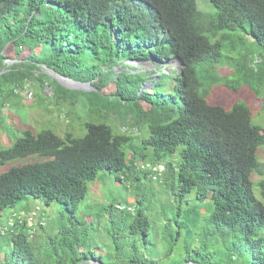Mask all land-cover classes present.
I'll use <instances>...</instances> for the list:
<instances>
[{
    "label": "trees",
    "instance_id": "16d2710c",
    "mask_svg": "<svg viewBox=\"0 0 264 264\" xmlns=\"http://www.w3.org/2000/svg\"><path fill=\"white\" fill-rule=\"evenodd\" d=\"M208 1L216 9L215 15L199 10L197 0H0V123L6 119L3 110L7 103L20 96L15 89L39 79L43 66L76 82L89 83L99 92L116 82L118 91L112 97L126 107L124 128L130 130L129 134H115L110 125L100 123L87 124L86 134L80 138L72 134L60 138L51 130L24 132L12 147L0 150V166L32 154L52 159L0 174V220L7 209L28 197L42 199L47 205L58 202L74 215L87 196L88 183L100 171L138 181L147 174L138 164L148 161L164 165V179L171 181L177 199L182 201L196 190L200 202L206 203L208 198L213 202L208 223L234 236V250L246 258V264L264 263V203L250 181L253 173L264 176V165L257 157L258 148L264 146V131L253 124L252 111L244 104H235L231 110L208 104L197 77L199 66L213 67L222 61L223 43L230 41V51L238 59L228 58L232 61L229 69L239 81L254 84L252 89L261 92L264 0ZM238 34L243 37L237 38ZM210 37L218 39L212 42ZM39 49L49 51L46 62L36 54ZM26 50L29 57L23 59ZM88 52L105 57L110 64L107 70L93 66L73 71L71 60L79 65ZM127 55L145 61L152 58L156 64L181 59L184 67L176 71V92L182 105L173 95L162 100L143 91L146 81L136 70L114 79L110 69ZM7 60L14 63L7 65ZM217 79L216 72L207 76L210 84ZM43 86L55 91L52 83L43 82ZM143 127L149 136L137 145L139 135L133 130ZM125 148L132 151L131 159ZM172 156L177 157L176 162ZM261 187L264 198V180ZM113 209V205L106 208L112 225L127 220L125 215L114 218ZM70 224L71 229L62 230L45 245L29 237L27 225L16 226L7 234L10 259L0 260V264H156L136 250L124 258L126 247L118 242L117 259L105 263L85 247L82 223L72 218ZM148 227L147 218L139 212L131 234L147 241Z\"/></svg>",
    "mask_w": 264,
    "mask_h": 264
},
{
    "label": "rangeland",
    "instance_id": "374dc122",
    "mask_svg": "<svg viewBox=\"0 0 264 264\" xmlns=\"http://www.w3.org/2000/svg\"><path fill=\"white\" fill-rule=\"evenodd\" d=\"M197 5L199 10L206 14H216V9L208 0H197ZM236 37L243 36L238 34ZM210 39L215 42L218 38L210 37ZM223 46L222 61L218 65L212 67L205 64L197 68L201 95L208 104L226 110H231L235 104L248 106L252 111L253 124L264 131V88L256 93L252 89V86L256 87L254 84L249 86L239 81L238 76L229 69L232 61H227L229 57L237 60L238 56L230 51V41L224 42ZM36 54L42 56V62H46L50 53L48 50L39 49L36 50ZM84 56L80 58L79 65L75 59L71 60L74 61L71 64L73 71L77 72L80 68L83 70L93 66L106 71L110 66L103 56L95 57L89 52ZM22 57L28 59L29 51H24ZM13 63L11 60L6 61L7 65ZM58 64L64 65L63 62ZM116 64L110 69L113 71L114 79L122 73L136 70L134 73L139 74L146 81L142 87L143 91L151 92L162 100L169 99V96L173 95L180 102V106L182 105V97L176 92L178 79L176 71L180 67L178 61L165 67L160 66V63L127 55L123 62ZM122 65L127 69H123ZM42 68L39 79L26 83L34 92V99L27 100L22 96H15L3 110L6 119L0 123V150L12 147L26 131L39 133L43 130H51L60 138H65L67 134L80 138L86 134L87 124L102 123L110 125L115 134L125 133L123 129L127 123L126 107L121 105L119 99L112 97L118 91L116 82H111L101 92L89 83L86 90H73L61 86L50 76V71L46 67L42 66ZM214 72L218 79L214 84H210L207 76ZM158 76L160 79L156 80ZM43 82L46 85L52 83L55 91L47 86L44 87ZM58 84L61 87H58ZM142 105L144 109H148L147 105L144 103ZM180 106L176 107L174 117L178 115ZM136 135H139L138 145L140 139L149 136V130L143 127ZM125 151L131 159L132 151L128 148H125ZM257 157L264 165V146L258 148ZM172 158L177 161L176 156ZM51 159L49 156L39 154L28 155L1 165L0 174L15 167ZM154 165L149 164L148 161L139 163V170L147 171V174L142 175L138 181L124 178L121 173L100 171L97 178L88 183L87 196L74 215L69 214L58 202L47 205L42 199L28 197L4 212L0 226L4 225L14 212L31 213L37 212L36 209L39 208L34 223L35 233L31 238L33 241L45 245L62 230L71 229L70 221L74 218L82 223L80 230L83 231L82 235L86 239L85 247L91 249L97 257H102L105 263L117 259L115 242H118L120 246L126 247L123 251L124 258L126 254L131 255L136 250L140 256H145L156 264H246V258L234 250V242H237L234 236L208 223L214 209L213 202L209 198L206 203L200 202L196 190L182 201L177 199L170 186L171 181L164 179V174L159 176L149 171ZM118 177H121L122 181L118 180ZM263 180L264 176L256 173L250 178L256 197L264 203L261 195ZM110 205L114 207L112 210L114 218L125 215L127 220H120L112 225L109 220L110 212L106 211ZM139 212H142L149 222L147 241L141 235L131 234L132 224ZM42 220L44 225L40 226L39 222ZM193 221H196V226L192 225ZM23 225L20 223V226ZM4 236H0V260L8 261L11 244L8 235Z\"/></svg>",
    "mask_w": 264,
    "mask_h": 264
},
{
    "label": "built area",
    "instance_id": "2783aa9c",
    "mask_svg": "<svg viewBox=\"0 0 264 264\" xmlns=\"http://www.w3.org/2000/svg\"><path fill=\"white\" fill-rule=\"evenodd\" d=\"M15 94H18L27 100H32L34 99V92L28 87V85H24L22 87L16 88L15 89ZM123 131L125 133H130V130L127 128H124ZM133 132L137 133V130H133ZM151 171L155 174H158L159 176L163 174L164 172V166L162 164H155L152 166ZM37 212L40 211V209H36ZM37 212H31V213H12L6 220V223L2 226H0V234L6 235L8 233L14 232V229L17 225L22 224H27L29 227V237L32 238L33 234L35 233V217L37 216ZM44 221H40L39 224L44 225Z\"/></svg>",
    "mask_w": 264,
    "mask_h": 264
},
{
    "label": "water",
    "instance_id": "95a60500",
    "mask_svg": "<svg viewBox=\"0 0 264 264\" xmlns=\"http://www.w3.org/2000/svg\"><path fill=\"white\" fill-rule=\"evenodd\" d=\"M149 61H152V58L149 59ZM175 61L179 62L180 67H179L178 71L181 72L182 68L184 67V64L181 61V59H178V58H174L170 62H167V63H160V66H165V67L171 66L172 64H174ZM49 74H50V76L55 78L61 86L65 87V88H69V89H73V90H86L87 86L89 85L87 83L76 82L73 79L66 78V77L61 76L59 74H56L52 71H50ZM89 264H103V263H101L99 261H91Z\"/></svg>",
    "mask_w": 264,
    "mask_h": 264
}]
</instances>
